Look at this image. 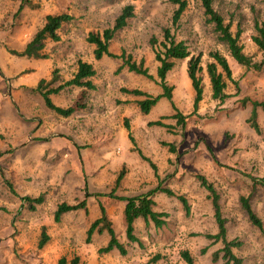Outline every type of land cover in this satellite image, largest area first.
<instances>
[{
    "label": "rangeland",
    "instance_id": "374dc122",
    "mask_svg": "<svg viewBox=\"0 0 264 264\" xmlns=\"http://www.w3.org/2000/svg\"><path fill=\"white\" fill-rule=\"evenodd\" d=\"M187 1V8L173 26L171 17L176 6L168 0H28L27 4L0 0V264H59L60 258H64L63 264H137V256L147 259L154 254L160 255L154 264H185L179 256L183 249L194 256L197 264H223L222 260H212L221 244L205 236L216 233L217 225L208 192L196 174L204 175L219 195L226 236L240 242L233 248L234 253L244 264H264V110L256 109L258 131L247 122L251 102L264 101V67L254 70L237 64L216 42L199 1ZM126 4L133 5L134 15L110 43L109 51L116 56L95 60L93 45L85 39L87 34L110 27ZM213 6L226 21L240 23L243 51L260 59L262 54L251 35L254 17L264 19V0H213ZM48 13L72 16L58 30L59 40H46L45 58L16 55ZM163 27H170L177 40L185 41L190 56L201 55L204 69L210 60L208 52L220 50L228 60L238 92L228 82L226 92L230 96L223 103L213 100L203 70V96L193 112L194 91L186 72L188 57L176 60L166 75V83L173 87L171 100L163 98L148 114H142L136 105L142 97L121 89L160 93L155 81L158 63L149 40L153 37L159 42ZM122 53L136 62L143 59L153 79L120 68ZM79 59L94 66V88L67 87L53 95V102L75 107L71 116L60 117L29 87L41 77L50 79L53 70H57L60 81L71 78ZM176 112L185 116L183 125L172 117ZM102 115L111 133L106 143L98 146L93 144L97 140L88 137L90 132L95 136L103 126ZM155 120L166 126L149 124ZM71 126L76 128L82 144L79 155L87 162L85 167L82 160L79 162V168L84 167L82 175L73 172L70 160L64 163L54 156L47 158L44 146L54 136L73 141V133L67 128ZM121 129L126 134H120ZM124 143L129 146L124 147ZM142 156L155 164L156 171ZM122 168L125 174L115 186ZM159 185L183 195L188 211L176 196L155 192L154 208L166 214L162 217L165 224L156 228L152 222L139 221L134 233L140 244L127 243L124 222L116 218L122 202L116 196L136 195ZM79 189L91 191L89 210L85 207L84 214L70 212L58 223L53 219L54 202L37 204L35 210H27L23 204L28 191L37 197L38 191ZM240 196L249 197L262 229L250 223ZM100 205L124 243V255L117 250L99 252L108 241L106 232L94 233L89 243L85 241L87 218L92 222L100 216ZM42 223L51 236L39 248Z\"/></svg>",
    "mask_w": 264,
    "mask_h": 264
},
{
    "label": "trees",
    "instance_id": "16d2710c",
    "mask_svg": "<svg viewBox=\"0 0 264 264\" xmlns=\"http://www.w3.org/2000/svg\"><path fill=\"white\" fill-rule=\"evenodd\" d=\"M22 3L28 2V0H21ZM171 4H174V9L171 17L172 25H176L188 6L187 0H168ZM203 10L204 21L210 25L211 31L217 43L221 44L225 50L229 53L232 59L239 65L254 70H259L264 67V19L254 17L253 19V33L251 35L252 42L256 45L257 50L262 54V57L255 60L252 55H248L243 51V46L240 43V35L242 28L240 23L236 22L234 25L233 21H226L224 16L214 8L213 0H198ZM134 7L132 4L124 5L118 15L114 18L113 23L110 27L104 28L101 32H89L86 36V41L93 45V57L95 60L101 59L103 56L114 57L113 53L109 51L110 43L119 30L123 29L129 19L134 15ZM72 19V16L67 13H48L44 17L42 26L34 33L32 38L26 43L23 50L15 52L18 56H24L27 58H45L46 55L43 53V48L46 40L58 41L59 34L58 30L67 22ZM235 26V30H232V26ZM149 43L154 52V59L157 61L156 77L157 84L161 88V92L156 95H151L140 89H126L121 90L125 93H130L135 96H141V99L136 101V105L142 114H147L153 106L156 105L158 100L162 97L167 100L172 98L173 87L166 83V75L175 65L176 60L188 58L187 61V75L194 91L193 98V112L198 109V104L202 100L203 96V85H202V72L207 75L210 87V96L213 100L223 103L224 100L230 96L226 92L227 83L231 82L234 84L236 93L239 90L237 81L232 77V72L228 63L227 58L218 49L210 50L208 52L209 61L205 64V69L201 64V55H191L188 45L183 40H177L171 31L170 27L162 28V39L158 42L155 38H150ZM159 45V47L156 46ZM120 57L123 60L121 67H126L128 71L134 72L139 75H143L146 78L153 79V76L148 72V68L144 65L143 59L139 62L132 60L130 55H124L122 53ZM50 79L40 78L34 87H29V90L33 93L40 95L44 105L56 115L67 117L72 114L75 107H61L53 103L50 95L59 93L62 89L67 87H74L79 89H93L94 84L91 81V77L94 76L95 70L91 63L79 59L77 61V68L73 76L65 81H60V75L57 70H53ZM252 108L250 114L247 117V122L251 128L258 131L259 127L256 121L257 108L264 110V101H252ZM176 118L177 124H184L185 116L180 112H176L172 115ZM149 124L166 126L160 120L149 122ZM129 139L133 142V138L130 133L128 134ZM169 148L173 151L175 148L173 145L168 144ZM141 155V153H139ZM147 160L151 167L156 171V166L149 159L142 156ZM124 168L120 170L116 179L115 186H118L121 179L124 176ZM155 176L157 174L155 173ZM199 184L204 187L210 199L211 207L213 211L214 221L217 225V232L214 234H206L205 236L212 239L214 242H220L221 247L218 251L212 254V260H222L223 264H244L241 257L237 256L233 248L238 247L240 242L236 239L229 240L226 236L227 229L225 226V218L222 215L221 205L219 203V195L212 183H210L206 177L202 174L195 175ZM163 192L168 196H176L182 203L186 212L188 211V205L183 195H176L171 189L162 187L161 185L135 196H116V198L125 201L123 208L124 217V234L127 243L136 242L140 244V240L134 233V221L136 218H142L145 224L152 222L156 228L161 227L165 224V220L162 219L166 216L163 212H157L153 210L155 204L152 196L155 192ZM113 197V195H110ZM115 197V196H114ZM24 205L28 210H34L35 205L42 202L43 197L39 195L37 197L24 196ZM239 202L242 209L245 211L248 220L251 224L262 229V221L253 211L249 197L240 196ZM79 208H85L84 200L75 203L67 204L62 202L57 205L54 212V221L58 222L61 214L70 210H76ZM106 232L109 236L105 246L99 248V252L108 253L113 249H116L120 254L126 253L124 243L121 242L113 228L111 219L108 217L105 207L100 205V216L93 220L86 231V243H89L93 233ZM49 239V235L46 233V228L42 226L40 235L38 237V247L42 248ZM202 249L201 252H204ZM179 256L185 262V264H197L194 256L187 250L183 249L179 251ZM160 258L159 254H154L149 257L145 262L141 264H154ZM59 264H63V260L59 261ZM74 264V262H73Z\"/></svg>",
    "mask_w": 264,
    "mask_h": 264
},
{
    "label": "crops",
    "instance_id": "0c3cea01",
    "mask_svg": "<svg viewBox=\"0 0 264 264\" xmlns=\"http://www.w3.org/2000/svg\"><path fill=\"white\" fill-rule=\"evenodd\" d=\"M104 57V56H103ZM94 67V66H93ZM76 68H77V66H76ZM76 71V70H75ZM75 73V72H74ZM72 77V76H71ZM41 78H44V77H41ZM61 78V77H60ZM91 79V78H90ZM155 80H157L156 78H155ZM94 84V83H93ZM161 89V88H160ZM161 92V91H160ZM58 94V93H57ZM53 95H56V94H52V95H50V97H51V99H52V101H53ZM164 97H162V98H160L159 100H158V102L157 103H159V102H161L162 101V99H163ZM166 99V98H165ZM138 100V99H137ZM44 103V102H43ZM54 104H56V105H58V106H61V107H64L63 105H61V104H58V103H56L55 101L53 102ZM156 103V104H157ZM66 107H68V106H66ZM87 110H89V106L86 108ZM151 110H153V107H152V109ZM150 110V111H151ZM149 111V112H150ZM148 112V113H149ZM74 113V112H73ZM72 113V114H73ZM147 113V114H148ZM72 114H70L69 116H71ZM144 115H146V114H144ZM59 116V115H58ZM69 116H67V117H69ZM60 117H62V116H60ZM67 117H64V118H67ZM102 121H103V126L101 127V129L100 128H98V133L95 135V136H93L92 134H94V133H92V132H90V135H89V139L91 138V139H95V140H97L96 141V143H93V144H97L98 146H100V145H104L105 143H106V138H107V136H108V134H110L111 133V131L110 132H107V129L105 128V125H106V121H105V115L103 116L102 115ZM67 128H69L71 131H72V135H73V138H72V140L73 141H68L69 142V144H68V142H66V141H61V140H59V136L58 137H52L51 139H49L45 144H44V146H45V150H48L47 151V158H50L51 156H54V158L55 159H57V161H62V162H64V163H66V162H68V160H70L71 161V163H73V165H74V171L73 172H76V174H81L82 175V168L84 169V167H85V165L87 164V162L85 161V158H84V156H81V155H79V153H80V148L82 147L81 145V143H80V139H79V135H78V132H77V130H76V128H73V126H71V127H67ZM119 133L120 134H126L125 133V130H123V129H121V130H119ZM89 142V141H88ZM124 145V147H128L129 145L127 144V143H124L123 144ZM123 145H122V147H123ZM123 147V148H124ZM81 160L84 162V167H81V168H79V162H81ZM128 161V160H127ZM75 162V163H74ZM129 162V161H128ZM76 164V165H75ZM129 165L130 164H126V167L127 168H129ZM85 172V171H84ZM39 193H36L37 194V196H39V194H40V192H42V193H44V195L42 194V197H43V200H42V202L41 203H44V202H46V203H48V204H50L51 202L53 203L54 202V205H53V219H54V212H55V210H56V208H57V205L58 204H60V203H62V202H65V203H67V204H75V203H77L78 201H82V200H84V202H85V207L87 208V210H89L88 209V207H89V205H90V200H91V198H92V196L90 195V193H91V191H80V189H79V191H38ZM147 192V191H146ZM142 193H145V191H142V192H139V193H137L136 195H140V194H142ZM89 194V195H88ZM25 196H31V197H35V193L33 194V192H31V191H28V194H25ZM118 196H126V197H130V196H135V195H130V194H127V195H118ZM78 200V201H77ZM154 200V199H153ZM24 201V200H23ZM77 201V202H76ZM100 201V200H99ZM41 203H39V204H41ZM38 204V205H39ZM124 204H125V201H123L122 200V202H120L119 204H118V215H117V219L119 220V221H123L124 222V217H123V208H124ZM26 207V206H25ZM37 207V204L35 205V208ZM35 208H34V210H35ZM153 210H155V208H154V205H153ZM27 209V208H26ZM28 210V209H27ZM105 211H106V209H105ZM156 211V210H155ZM70 212H78V213H85V208H79V209H76V210H70V211H67V212H64L63 214H61V216H60V219H59V221L61 220V218H62V216H66L68 213H70ZM158 212V211H157ZM99 217V216H98ZM98 217H96V218H98ZM110 217H111V215H110ZM95 218V219H96ZM94 219V220H95ZM113 220V219H112ZM58 221V222H59ZM139 221H144L142 218H136L135 219V221H134V230H135V224L137 223V222H139ZM55 222V221H54ZM58 222H56V223H58ZM87 222L89 223L88 224V226L90 225V222H91V219L88 217L87 218ZM41 225H43L45 228H46V226L42 223ZM46 230H47V228H46ZM46 233L49 235V239H48V241L50 240V233L49 232H47L46 231ZM96 233V232H95ZM94 234V233H93ZM136 235V234H135ZM137 236V235H136ZM138 239H139V237H138ZM140 240V239H139ZM47 241V242H48ZM47 242H46V244H47ZM130 243H133V242H130ZM113 250H116V249H113ZM113 250H111V251H113ZM110 251V252H111ZM151 257V256H150ZM149 258V257H148ZM147 258V259H148ZM61 260H64V258L62 259V258H60ZM137 259H138V263L137 264H141V263H143V262H145L147 259H144L143 257H141L140 255L139 256H137ZM74 262V261H73Z\"/></svg>",
    "mask_w": 264,
    "mask_h": 264
}]
</instances>
